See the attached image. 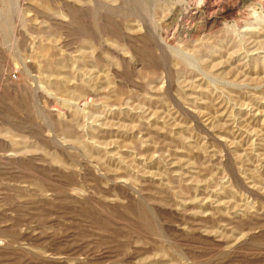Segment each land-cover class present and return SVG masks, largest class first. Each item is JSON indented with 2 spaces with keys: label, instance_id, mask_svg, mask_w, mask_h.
<instances>
[{
  "label": "rangeland",
  "instance_id": "1",
  "mask_svg": "<svg viewBox=\"0 0 264 264\" xmlns=\"http://www.w3.org/2000/svg\"><path fill=\"white\" fill-rule=\"evenodd\" d=\"M0 264H264V0H0Z\"/></svg>",
  "mask_w": 264,
  "mask_h": 264
}]
</instances>
